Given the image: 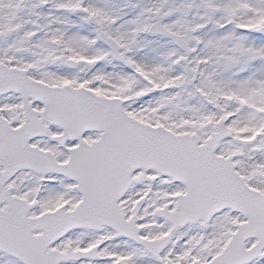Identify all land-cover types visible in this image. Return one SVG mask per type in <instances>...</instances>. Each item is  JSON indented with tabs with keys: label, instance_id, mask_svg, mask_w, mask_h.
<instances>
[{
	"label": "snow or ice",
	"instance_id": "1",
	"mask_svg": "<svg viewBox=\"0 0 264 264\" xmlns=\"http://www.w3.org/2000/svg\"><path fill=\"white\" fill-rule=\"evenodd\" d=\"M0 264H264V0H0Z\"/></svg>",
	"mask_w": 264,
	"mask_h": 264
}]
</instances>
